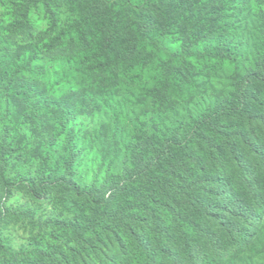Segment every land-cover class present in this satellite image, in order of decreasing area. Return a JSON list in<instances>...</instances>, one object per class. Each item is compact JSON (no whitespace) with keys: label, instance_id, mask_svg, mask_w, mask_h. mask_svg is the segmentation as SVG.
Returning a JSON list of instances; mask_svg holds the SVG:
<instances>
[{"label":"trees","instance_id":"1","mask_svg":"<svg viewBox=\"0 0 264 264\" xmlns=\"http://www.w3.org/2000/svg\"><path fill=\"white\" fill-rule=\"evenodd\" d=\"M102 1L115 11L122 10V16L118 22L114 20L115 27L105 32V38H93L80 50L85 59L76 60V65L81 73L92 77L88 86L71 87L58 98L33 74L37 57L34 44H0V94L16 107L29 132L9 143L4 154L23 166L41 158L43 180L52 182L65 176L72 184L71 166L78 155L75 121L79 116L97 112L107 117L101 124L100 141L108 149L120 152L123 147L138 146L144 132L138 127L131 129L116 101L129 92L142 96L159 90L147 86L155 77L146 73L145 67L146 57H152L154 49L161 52L153 45L159 37L175 44L185 42L193 50L180 52L175 44L168 50V79H181L185 70L202 60L231 65L243 60L244 44L236 40H244L246 32L237 38L231 28H247L232 16L245 0ZM257 1L264 6V0ZM123 66L126 71L122 79L127 81L118 77L110 81L111 73L105 75L108 78L93 74ZM193 71V81L204 79L196 65ZM199 84L195 82V87L202 91ZM190 127L183 140L172 129H161L152 137V171L131 173L127 184L119 188L123 197L141 200L138 185L146 181L160 184L170 167L188 168L186 153L196 145L201 153L193 160L195 170L190 188L184 191V204L168 207L170 220L149 229L147 225L137 232L127 225L130 242L117 241V250L97 254L96 264H217L214 259H199L202 246H211L221 257L235 254L240 258L259 245L260 251L264 250V59L261 67L240 77L233 95L216 97L195 113ZM6 184L14 183L9 180ZM73 189L80 192L75 184ZM89 201L98 207H110L111 203L107 198ZM134 220L140 221L139 216ZM76 223L72 228L82 235L89 233V218ZM33 257V264H42L38 257L45 259L46 255L37 250ZM235 259L233 256L227 263ZM23 261L7 264H29Z\"/></svg>","mask_w":264,"mask_h":264},{"label":"rangeland","instance_id":"2","mask_svg":"<svg viewBox=\"0 0 264 264\" xmlns=\"http://www.w3.org/2000/svg\"><path fill=\"white\" fill-rule=\"evenodd\" d=\"M119 15L122 16V10L115 11L102 0H0V44H34L37 57L33 74L59 98L71 87L90 84V74L81 73L76 65V60L85 59L80 50L93 38H105V32L113 30ZM234 15L235 20L247 25L242 30L231 28L237 38L246 32L244 40H236L244 44L243 60L236 65L212 59L196 62L204 79H191L195 65L185 70L181 79H168L165 62L175 41L159 37L154 42L161 52L154 49L155 58L146 57L145 67L146 73L155 77L147 86L159 90L142 96L129 92L124 95L126 99L116 101L120 105L119 113L122 111L124 118L129 119L131 129L138 127L144 132L137 147H123L120 152L105 147L100 141L101 124L107 119L104 114L94 112L76 119L78 155L71 166V185L65 176L66 181L64 178L43 180V162L39 157L23 166L4 154L9 143L29 132L16 107L0 94V264L23 263V259L33 264L37 250L46 255L45 259L38 257L42 264H96V255L117 250V241L130 242L127 225L138 232L143 226L148 225L149 229L170 220L168 207L184 204V191L190 188L195 170L193 160L201 153L198 146L185 152L188 168L173 166L161 177L160 184L147 181L139 184L141 200L123 197L119 188L127 184L131 173L152 171L149 166L154 151L152 137L161 129L168 127L183 140L191 130L195 113L216 97L233 95L240 77L261 67L264 6L257 0H245L235 8ZM175 49L193 51L185 42L175 44ZM85 67L89 72L87 63ZM125 71V66L116 71L111 67L93 74L102 78L111 73L108 77L113 81L115 77L122 79ZM195 82L202 84V91L196 89ZM9 180L14 184H6ZM74 184L80 192L73 189ZM173 184L182 189L174 188ZM91 198L110 199V207H98L89 201ZM138 216L140 221L136 222ZM87 218L91 225L88 234L82 235L72 228V224ZM259 247L245 251L240 258L235 254L221 257L211 246H202L198 254L200 260L214 259L217 264H264V250L260 251ZM233 256L235 261L227 263Z\"/></svg>","mask_w":264,"mask_h":264}]
</instances>
